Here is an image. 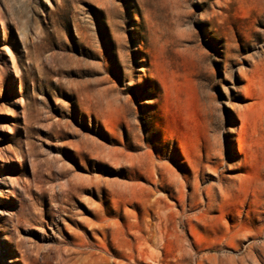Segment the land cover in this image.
Here are the masks:
<instances>
[{"label":"rangeland","instance_id":"rangeland-1","mask_svg":"<svg viewBox=\"0 0 264 264\" xmlns=\"http://www.w3.org/2000/svg\"><path fill=\"white\" fill-rule=\"evenodd\" d=\"M242 44L247 51H237ZM263 56L264 0H0V228L19 197L34 213L30 224L10 234L13 220L0 234V264L20 263L19 249L39 261L49 252L43 264H58V241L78 231L79 215L97 223V243L105 231L121 245L124 210L141 211L132 192L146 199L152 188L138 180L131 189L130 163L145 172L156 152L165 176L214 152L229 161L221 184L201 185L205 202V188L216 193L218 211L199 224L201 242L179 223L163 264H264V234L252 238L256 214L237 247L225 228L249 210L250 185L264 172V72L248 74L255 85L247 97L238 71ZM247 103L254 108L241 136L251 155L234 172L236 111ZM238 175L249 183L234 185ZM68 183L75 193L63 223L65 197L50 199ZM185 239L195 251H177Z\"/></svg>","mask_w":264,"mask_h":264},{"label":"bare ground","instance_id":"bare-ground-1","mask_svg":"<svg viewBox=\"0 0 264 264\" xmlns=\"http://www.w3.org/2000/svg\"><path fill=\"white\" fill-rule=\"evenodd\" d=\"M39 41L37 40V42ZM239 47L245 51L249 48L248 45L242 44L241 46H238L237 51H240ZM257 51L259 52V50ZM30 54H32L31 51L27 49L26 56H30ZM235 54L234 56H237ZM253 56L255 57V54H253ZM238 71L240 81L245 82L243 87L244 94L248 97L250 95L249 91L251 87L255 85V81L250 80L248 74L264 72V56L257 61V63H252L248 71H243L242 68ZM253 108V103H247L245 109H238L236 111V118L240 123V132L235 133V141L238 145L237 149L239 152L238 157H240V163L238 165L233 164V168L230 170L234 172L243 169L251 155L249 149H247L245 145L241 133L246 130L248 126L249 116L253 111ZM261 149V165L264 171V136ZM118 156L119 155H115L112 160L118 162ZM227 159L228 157L223 156L220 152H214L207 155L206 159L201 160L200 163H195L186 159L182 175L174 172H167V176L162 173L163 166L161 164L160 153L158 152H156L151 159L154 163V160H156V163L149 166V168H146L145 172H141L140 167L131 162L129 172V179L132 181L131 189L135 191L136 188L139 187L138 180H144V182L152 188L148 189V195L146 199L144 198L145 200L137 197L135 192L131 191L133 196L131 200H133L137 207L141 208V211L130 213L124 210V217H126L127 221L123 225V236L125 237L123 243L117 246L113 242L109 243L105 231H100L104 236V241L97 243L96 237H98L97 235L99 233L95 229L97 223L95 224L93 219L81 217L79 215L77 216L79 221L76 223V226L79 228L78 231H72L69 234L61 235V240L58 241L59 246L54 251L56 258H53L58 260V264H163V256L165 255V252L168 251L167 249H169H166L167 245L172 248L174 247L172 246L173 240L177 236L179 223L187 224L191 229V234L195 237L197 242L200 243L201 239L198 237L199 224L205 219L212 218L210 215L211 213L218 212L216 209V193L212 192L210 187L205 188L204 193L207 199L205 202L202 197L203 190L201 185L207 181L212 184H221L224 180V172L222 170L229 164ZM160 165L161 168L159 167ZM156 166L157 168H155ZM258 179V183L255 184L254 182L253 186L250 185L252 198L249 201V210L244 216L241 215V212H237L232 216L231 223H225V228L230 239V245L234 247L241 245V241L237 239L238 237L243 235L246 237V235L250 233L248 222L253 219L252 217L254 214H256L254 216V219L256 220L254 229H256L257 232L252 238H258L264 234V172ZM232 181L234 185L243 184L245 186L249 183L244 175H238L236 179L234 178ZM13 183L14 181L12 180L11 184L13 185ZM187 188L191 189L190 193L186 192ZM74 193L75 186L68 183L62 185L58 192H53V195L51 196L50 200L52 202L53 200L57 201V195H63L65 197V199H59L61 204L60 208H63L64 213H67H65L64 217L61 219L63 223H66L71 219V214L64 207L72 201ZM18 200L20 202V209L16 213L4 217L3 225L0 228V234L7 232V228H9L8 226L13 224V220L15 221L13 225L14 230L10 234L15 232L20 226L30 224L33 221V211L28 208L27 204L24 203L20 197L17 201ZM47 216H50L49 212L47 213ZM38 223L42 224L43 222L39 221ZM86 227L91 228V233L87 232ZM15 246L20 248L17 243ZM66 246L67 251L71 252L67 257L63 256L61 252V249ZM175 248L178 249L177 251L180 250V252L182 250L181 248H184V250L188 248L190 251H195L197 246L190 239H185L184 245L181 246L176 244ZM18 252L19 258H16V261L20 263L14 262L15 264H43L51 256L49 252L44 253L39 261V257L32 256L28 251L19 249ZM173 255L174 254L171 256ZM115 256L118 257V261L114 258ZM171 256L170 258H172ZM173 258L175 259V256ZM175 260H173V262ZM196 264H203V262L201 260Z\"/></svg>","mask_w":264,"mask_h":264}]
</instances>
